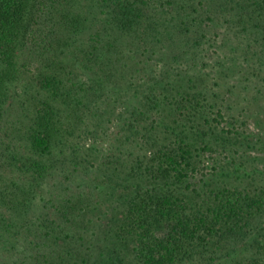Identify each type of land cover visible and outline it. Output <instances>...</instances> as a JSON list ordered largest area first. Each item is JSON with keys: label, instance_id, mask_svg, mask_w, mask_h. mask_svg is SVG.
Wrapping results in <instances>:
<instances>
[{"label": "trees", "instance_id": "16d2710c", "mask_svg": "<svg viewBox=\"0 0 264 264\" xmlns=\"http://www.w3.org/2000/svg\"><path fill=\"white\" fill-rule=\"evenodd\" d=\"M204 14L240 25L246 45L238 36L226 44L209 41L201 27ZM262 20L264 0H0V126L6 122L13 133L8 141L0 138V202L14 207L16 224L25 220L30 192L20 185V199H6L13 190L2 185L5 175L26 168L39 177L54 164H78L82 154L95 159L97 148L85 152L79 139L99 132L109 101L127 94L136 100L133 119L125 123L130 146L120 152L126 182L114 206L117 229L109 226L97 237V224L83 212L89 205L76 199L60 214L62 224L31 223L43 238L39 264H51V257L55 264H119L114 253L129 238L137 240L130 252L140 264H189L199 248L239 233L257 214L264 191L251 196L217 177L222 186L211 190L214 200L200 201L198 185L186 182L197 173L199 153L211 156L217 145L225 146L220 134L233 132L220 124L232 120L226 111L238 101L219 92L237 68L238 48L243 60L264 58ZM25 55L42 57V72L33 79L22 76ZM74 66L87 74L86 103L79 90H70ZM14 135L28 140V153L16 148ZM198 173L197 182L208 185L205 173ZM6 219L0 215V241L9 246L21 229ZM90 246L97 256L87 253ZM21 260L33 264V254Z\"/></svg>", "mask_w": 264, "mask_h": 264}, {"label": "rangeland", "instance_id": "374dc122", "mask_svg": "<svg viewBox=\"0 0 264 264\" xmlns=\"http://www.w3.org/2000/svg\"><path fill=\"white\" fill-rule=\"evenodd\" d=\"M205 16V14L201 15V18L204 19L201 27L209 41L219 45L226 44L227 40L238 41L235 39L240 37L243 40L242 45H246L244 40L246 35L240 31V25L234 24L227 16L214 21L206 20ZM224 18L228 20L225 21ZM260 23L264 25V20ZM241 50L238 48L234 54L238 59L237 68L234 72L228 73L226 79L222 81L224 86L219 92L226 101H238L233 109L226 111L227 116L229 113L232 114V120L229 119L228 122L220 124L225 128L233 127V132L229 135L222 134L221 136L220 134L225 146L217 145L211 156L208 155L209 153H199V157L196 159L197 173L186 182L198 185L197 190L203 193V199L198 198L200 201L214 200L213 189L222 186V183L217 182V177L225 181L228 187L236 186L238 189H244L251 196L255 193L260 195L264 191V58H261V62L257 61L256 58L243 60ZM27 57L25 55L22 58L24 63L21 67L22 76L25 79H31V77L33 79L42 72L41 62H39L42 57L34 56L33 59ZM69 69L72 71L70 82L73 84L72 87L70 86V90L72 92L79 90V94L83 95V101L86 103L83 88L87 86L82 82L83 80L86 82L87 74L80 71L77 66ZM147 77L143 78V82L149 80ZM210 86L211 89H219L214 87L212 82H210ZM16 92H20L19 87L16 88ZM135 103L136 100L132 94L124 95L122 101L113 103L109 101L99 132L95 135H82L79 139V147L83 151L89 152L87 148L91 146L97 148L98 153L95 159L91 158L89 154L86 156L82 154L79 156V160H76L79 161L76 162L78 164L68 163L64 166L63 164L62 166L54 164L50 168H46L39 177H37L38 174L34 172V169L19 170L13 168V170L7 171L5 182L2 185L5 187L6 184V189H12L13 195L6 199L12 197L20 199V193L16 189L20 185L28 187L30 193L23 223L16 224L13 218L14 212L12 214L13 206L9 207V204H5L3 199L0 202V215L5 216L7 222H10L12 226L20 224L18 227L21 229L18 235L12 237L9 246L0 241V264H24V262L20 263L21 258L24 259L30 254H33V264L41 263L38 258L44 252V247H39V244L43 238L32 232L31 223L37 224L44 220L62 224L63 219L60 214L69 209V205L76 199L82 200L84 207L86 204L89 205L83 212L86 219L97 224V237H103L105 234L103 230L105 231L109 226L117 229L116 218H118L119 213H116L118 208L116 209L114 206L122 184L126 182L124 180L126 179L125 168L123 169L122 162H120L122 157L120 152L130 146L129 142L126 141L128 133L125 130V123L128 122L129 118L130 120L133 119L132 116L129 117V111ZM102 105L104 108L105 104ZM0 127V138L8 141L10 134H13L9 124L4 122ZM14 137L18 141L15 144L16 148L28 153V140L21 139L16 135ZM74 141L75 138L69 139L66 146ZM224 147L225 150H223ZM66 155L70 156V153L66 151ZM34 158L37 157L34 156ZM2 161L4 163L0 156V163ZM222 168L224 170L220 172ZM198 171L205 173L203 181H206L208 185H204L202 181L197 182L200 179ZM35 178L36 180H34ZM9 181L14 185L12 188H7ZM160 231L162 229L159 230V233ZM135 242L137 240L129 238L125 244L118 245L114 256L121 259L119 264H140L130 252ZM263 243L264 204L261 205L260 210L253 218L245 221L239 233L228 234L227 232L212 240L205 247L199 248L189 264H227L237 259L253 257L264 259V245L258 246ZM83 248L85 250V247ZM88 248V254L97 256L94 246ZM50 259L51 264H55V260H52V257ZM64 264L79 263L71 260Z\"/></svg>", "mask_w": 264, "mask_h": 264}]
</instances>
